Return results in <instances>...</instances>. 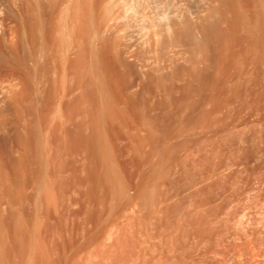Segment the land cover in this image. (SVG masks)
<instances>
[{"label": "rangeland", "instance_id": "rangeland-1", "mask_svg": "<svg viewBox=\"0 0 264 264\" xmlns=\"http://www.w3.org/2000/svg\"><path fill=\"white\" fill-rule=\"evenodd\" d=\"M2 98L0 264H264V0H0Z\"/></svg>", "mask_w": 264, "mask_h": 264}, {"label": "bare ground", "instance_id": "bare-ground-1", "mask_svg": "<svg viewBox=\"0 0 264 264\" xmlns=\"http://www.w3.org/2000/svg\"><path fill=\"white\" fill-rule=\"evenodd\" d=\"M127 11V10H126ZM110 20V19H109ZM168 22V21H167ZM167 27H169V26H167ZM2 103L4 102L5 103V105H4V103H3V105L5 106V109H9V111H10V109H12V110H14V108L16 107V105H15V102L13 101V100H11V99H8V98H2L1 100H0ZM11 110V111H12ZM13 113V112H12Z\"/></svg>", "mask_w": 264, "mask_h": 264}]
</instances>
